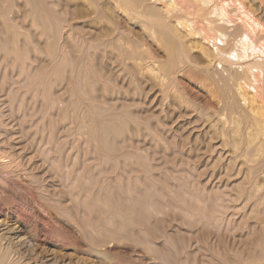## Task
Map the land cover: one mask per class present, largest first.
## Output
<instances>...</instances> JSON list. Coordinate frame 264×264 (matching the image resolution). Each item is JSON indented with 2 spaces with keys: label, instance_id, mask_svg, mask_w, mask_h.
I'll return each mask as SVG.
<instances>
[{
  "label": "rangeland",
  "instance_id": "obj_1",
  "mask_svg": "<svg viewBox=\"0 0 264 264\" xmlns=\"http://www.w3.org/2000/svg\"><path fill=\"white\" fill-rule=\"evenodd\" d=\"M18 5L15 4L13 13L8 11L0 15V27L7 18L11 20L10 22L7 20L8 23L17 21L10 24L15 25V30H10L16 33L17 39L20 38L15 40L16 44H10L11 48L16 45L14 48L19 49L20 54L16 51L17 59L12 56V60H15H11L12 63L8 60L7 63L3 56L4 49L6 48V51L9 49V45L4 43V41L8 42L6 35L9 32H5V35L4 27L0 28V34L4 33L0 35V44L3 47V49L0 48V61H2L0 62V113L3 114H0L2 117L0 122H4V131H8L6 132L8 134L4 132L5 136L7 135V142L13 146L12 150L8 147L3 150L10 151L9 153H12L16 160L12 170H4L0 166V174L4 173L3 176L11 179L14 187H19L27 197L28 204L17 197L16 192L12 193V190L6 189L7 191L3 193L5 200L0 201V220L5 217H10L12 222L19 220L26 229L31 227L33 230L36 229V232H41L39 239L41 243L68 246L69 252L74 255L73 258L75 254L72 251L75 247L77 248L78 238L76 237H79L75 230H82L86 242H84V248L87 250L98 246L97 249L99 248L100 251L111 252L113 256L117 254L115 264L120 263L117 260L122 257L121 251L129 243V247L133 245L134 247H131L135 249L136 246V250L142 251L144 247H141L142 243L138 237L139 231L142 230L148 238H151L148 240L152 241L151 244L156 248V252L162 251L160 254L157 253L160 256H158L160 260H157L164 264H242L247 254H254L257 248H255L256 242L264 226L259 222L264 217V213L255 204L261 190L254 188L255 174L251 179L252 182L247 181L252 187L246 182L241 162L244 159L243 150L246 144L245 125L243 121L241 122L244 126L241 122L239 125L240 115L233 116L232 112L231 115L229 110L219 106L225 100L218 92V82L215 83L214 79L211 81V76L202 72V69L193 68V71L191 68H188L189 70L185 68L184 72L179 73V77L177 75L178 86L176 87L179 88H177L179 95L186 98V101L188 99L187 102L190 105L188 104L187 107L190 106V108L178 109L175 105L169 104L172 103L170 97L167 98L169 102L167 100L164 102L159 98L160 96L154 98L156 96L149 90L150 84L139 80L137 83L132 81L129 67L117 63L115 56L107 54V57L95 58L92 62V68L98 67L99 80L92 78L98 81L94 82L90 79L93 82L90 87L91 81L88 82V79L82 78L84 82L86 81L83 83L80 79L83 70L81 62L80 64L70 58L67 62L54 63L48 58L50 51L43 48L45 44L35 40L37 37L34 36L31 24L29 21L23 22L24 15L19 14ZM2 16L6 20H3ZM136 30L138 31V28ZM27 36L30 39H27ZM25 40L29 45L37 42V50L32 45L31 48L24 49L25 46H29L27 42L25 45L22 44ZM31 40L35 42L31 43ZM17 45H20L18 49ZM40 48L41 50H38ZM20 49L23 54H26L23 60L27 62L34 60L33 65L30 62L27 65L21 63L23 55ZM26 50L28 54L32 53L28 55L31 60H27ZM152 50L154 53L156 51L158 57H162L163 53L158 48ZM62 53L64 54V51ZM82 54L83 52L80 55ZM194 57L195 59L198 57L199 63L203 62L198 53L196 55L194 53ZM108 58L113 59V62L111 63ZM78 71L80 72L77 73ZM38 72H40L39 75H36ZM34 73L38 82L36 81L37 85L31 90L28 77L34 76ZM41 77L43 80L39 79ZM71 78L75 82L72 83ZM12 101L14 104H11ZM219 101L222 102L218 103ZM86 105L88 108L85 107ZM97 105H101L100 108L104 107L103 113L99 112L102 109L95 110ZM121 106H125L128 113H131L127 116L132 118L131 116L134 115L133 117L139 120L129 119L126 115L116 116L114 113V121L118 119L120 123L121 120L122 126L117 125V120L113 125L118 126L119 129L122 128L123 131L122 134H120L121 131L117 134V131L115 132L117 127L115 130L112 129L111 123L110 130H114L111 132L117 134V138L115 133L114 137L109 136L113 137L110 147L111 151L114 148L115 154L108 150L112 156L114 155L112 157L106 149L103 147L100 149V142L97 139L102 130L97 123H94V120L97 122V116L99 118L103 116L104 120L109 119L110 109H119ZM89 109L91 112L94 111L91 113ZM219 109L221 110L218 111ZM93 115L94 118H92ZM207 118H211L212 121ZM124 120H126L125 123ZM134 121L137 122L136 125ZM204 123H207L206 126ZM140 125L144 129H140ZM95 126L97 129L100 128V132L95 130ZM152 134H156V137ZM138 157L139 159H136ZM115 165L119 167L116 168ZM115 211L118 212L115 214ZM114 214L119 215L120 218L115 217ZM51 228L60 230L62 235L68 232L70 236L66 234L64 240H68L67 237L71 239L59 243L60 240L57 237L59 241L54 238L55 235H52V238L46 237L47 230ZM112 235L116 237L113 239ZM62 242L68 244L66 243L65 246Z\"/></svg>",
  "mask_w": 264,
  "mask_h": 264
},
{
  "label": "bare ground",
  "instance_id": "obj_2",
  "mask_svg": "<svg viewBox=\"0 0 264 264\" xmlns=\"http://www.w3.org/2000/svg\"><path fill=\"white\" fill-rule=\"evenodd\" d=\"M262 1L263 0H0V15H2L3 13H6L8 11L11 13L14 10L15 4L16 3L19 4L18 5V7H19L18 12H19V14L21 13L22 15H24V16L21 15L24 18V21H23V19H21V20L23 22H27V21L30 22L32 30L35 33L34 36L36 35L35 37H37L36 39L35 38L34 39L39 40L38 43L40 42L43 45L45 44L43 48H46L47 50L50 51V54H48L49 55L48 58H50V60L54 63L57 61L67 62L70 58L74 59V61L76 60V62H79V63L81 62L82 63L81 69H83L81 71L82 76H81V78H80V76L78 77L81 80H82V78L83 79L86 78V80L88 79V82H89V81H91L90 79H92V78L98 79L99 78V75H98L99 70H97L98 67L95 66L92 68L91 67L92 62L95 61L94 60L95 58L98 59V58H102V57H107V54H111L112 57L115 56L117 63L119 62V63H122L123 65L125 64L124 66L127 65L129 67L130 73L132 76L130 78H132V81L134 80V81H136L135 83H137V81L139 80L141 82L142 81L145 82V84L146 83L150 84L151 89H149V88L148 89L151 90L150 91L151 94L154 93L153 95L156 96V97L153 96L154 98H157V96H160L159 98H161L165 102L167 100V98L170 97L172 100V103L170 102L169 104L172 106L175 105V107H178V109H180V108L182 109L183 107H187L189 102H187L188 99L186 101L185 100L186 98L184 99V97H182V95H179L180 92L178 93L179 88L176 87V86H178L177 85L178 84L177 83V81H178L177 75L179 77V73L184 72L183 70L185 68H187V69L191 68V70H193V68H197L200 70L202 69L201 70L202 72H204V73L206 72L207 75L209 74L211 76V79H210L211 81L214 79L215 83L218 82L217 83L218 92L221 94V96L225 100L224 101L222 99L224 101V103L219 105V106H222V108L225 110H229L230 113L232 112L233 116L240 115L239 116L240 120L238 121V123L241 121L244 122L246 144L244 145L245 150H243L244 151V156H243L244 159L241 162L243 165L242 167L244 168L243 170H244L245 178L247 180L245 178L244 179L246 180V182L247 181L252 182L251 179H253V176L255 174L256 177H254V178H256V181H254L255 179L253 181L256 182V185L254 183V186H255L254 188L257 187L258 191L261 190L260 196L258 197V200L256 201L255 204L258 206V208L261 209V212L263 211V213H264V4H263L264 2H262ZM16 13H17V11H16ZM4 15H6V14H4ZM14 16H16V15H14ZM2 18H3V20H6L5 17L2 16ZM7 20H8V18H7ZM7 20H6V22L3 21L4 24L2 22L3 26H1V27H4V29L6 30V31H3V29L1 30L4 33L5 32L10 33V32H12L11 30H15V28H16L15 25H13V26L10 25V24H13V22H15V20L12 23H8ZM19 23H21V21H19ZM137 28H138V31L136 30ZM3 32H2V34H4ZM9 33H7V34L9 35ZM2 34H0V35H2ZM5 35H6V33H5ZM8 35H6V39L8 40V42L4 41V43L9 45V49H7V51H6V48L4 49V51H5L4 56L5 57L3 56V58H5L4 59L5 62L7 61V63H8V60L9 61L12 60V58H13L12 56H14L15 59H17L16 51H18L19 50L18 47H20V45H17L18 50H16L14 48L16 45L12 46V48H11L10 44L13 45V43L16 42L15 40H20V38L17 39L16 33H13V32L11 33V35H9L10 37ZM7 36H8V38H7ZM18 37H19V35H18ZM27 39H30V38H28V36H27ZM35 40H31L32 41L31 43L35 42ZM28 41H30V40H28ZM26 42L27 41L25 40L24 43H22V44L25 45ZM16 43H14V44H16ZM36 43L37 42L33 43V45L31 44L35 50H37L36 48L38 47L36 45ZM27 44L29 45L28 42H27ZM31 45L25 46V48L24 47L23 48L24 49H26V47L31 48L32 47ZM0 46H1V44H0ZM153 47L155 49L158 48L161 51V53H163L162 57H160V56L158 57L156 55V51H155V53L153 52V50H152V49H154ZM0 48L3 49L2 46ZM22 49H20L21 52H22ZM38 50H41V48ZM61 50L64 51V54L63 53L61 54V52H63ZM159 50H158V52H160ZM18 52H19L18 54H20V51H18ZM81 52H83L82 55H80ZM5 53H6V55H5ZM26 53H27V50H26ZM35 53H36V51H35ZM194 53H195V55H196V53H198L201 57V60H203V62L199 63L198 57L196 58L197 59L196 60L195 59L196 56L194 57ZM29 54L32 55V53H29ZM29 54L27 53V58H28L27 60H31L28 57ZM22 55H23L22 56V60H23V57L26 54H23V52H22ZM39 55H40V53H39ZM19 57H20V55H19ZM24 58H26V57H24ZM14 60H12V61H14ZM24 60H23V62L20 60L21 63H24L27 65V63L30 62V61L27 62L26 60L25 61ZM101 60H104V59H101ZM112 60H110V62ZM12 61L9 63H12ZM46 61L48 62V60H46ZM116 61L114 62V64L116 63ZM0 62H2V61H0ZM32 62L34 63V60L31 61L30 64H32ZM98 62H99V60H98ZM13 64H14V62H13ZM114 64H112V65H114ZM29 65H28V67H29ZM76 65L79 68L78 63ZM14 66H15V64H14ZM74 66H75V64H74ZM119 67H121V66H119ZM22 68H24V67L22 66ZM43 70H44V68H43ZM72 70H74V69H72ZM20 71L23 72V70H20ZM74 72L76 75V71H74ZM79 72L80 71H78L77 73H79ZM123 72H125V71H123ZM39 73L40 72H38V74L36 73V75H39ZM99 74H101V73H99ZM36 75L34 73V76L36 78L33 75L28 77V78H30L29 86L31 87V90L34 88L35 85H37V84H35L37 81ZM42 75H44V74L42 73ZM74 76H72V77L74 78ZM125 76H126V74H125ZM127 76H129L128 73H127ZM73 78H71L70 80L72 81ZM39 79H42V77ZM94 79H92V81ZM103 79H104V77H103ZM92 81H91V83H89V85L93 84ZM95 81H97V80H94V82ZM73 82H75V80H73L72 83ZM76 82L78 83L77 80H76ZM85 82L83 81V83H85ZM104 82L105 81H103V83ZM97 84H99V83H97ZM105 85L107 86V84H105ZM83 86H86V88H88L86 84L85 85L83 84ZM90 87H91V85H90ZM102 87H104L103 84H102ZM147 87H148V85H147ZM81 88H84V87H81ZM148 89H147V91H148ZM29 90H30V88H29ZM139 90L140 89H138V91ZM183 91H184V89H183ZM139 93L141 94V92H139ZM148 93H149V91H148ZM138 96H140V95H138ZM154 98L152 99V102H153ZM215 98H216V96H215ZM219 98H220V96H219ZM221 102L222 101H219L218 103H221ZM12 103H13V101L11 102V104ZM166 103H164V104H166ZM89 104L91 105V103H89ZM89 104H88V106H89ZM93 106H94V104H93ZM93 106L92 107L90 106V107L94 108ZM100 106L97 105V109H95V108L94 109L98 111V109L104 108L103 106L100 108ZM85 107H87V105ZM170 107H169V109H170ZM175 107H174V109H175ZM124 108H126V107L123 106L122 109H120L121 111L119 109L113 110V108H112V109H110V111L112 110L111 112L108 109V111H109L108 113L110 114V117L108 116L109 119L107 118L108 120L107 119L104 120L102 114H101L102 117H100V118H99V116H97V122H95V120L93 119L94 123H97V125L99 127H101V129L100 128L99 129L102 130V132H101L102 134L100 133V137L98 138V136H99L98 135L97 136L98 139L97 138L96 139L100 142V145H99L100 149L103 147L104 149H106V152L108 150L111 153L114 152L113 146H112L113 151H111V147H110L111 145L110 144L112 143L113 137L116 134L115 132L117 131V134H118V132L121 131L120 134H122V131H123L122 128L119 129L118 126L113 125L116 120H117V122H116L117 125L118 124L121 125V120H120V123H119L118 119H116L114 121V119H115L113 117L114 113L116 116L117 115H119V116L126 115L127 116L128 114L131 115V113H128V111H127L128 109L127 108L124 109ZM157 108H158V106H157ZM187 108H190V106ZM200 108H201V105H200ZM221 109H219L218 111H220ZM223 109H222V111H223ZM117 110H119V112ZM124 110L127 112V114ZM200 110H202V109H200ZM97 111H95V112H97ZM105 111L107 112V110H105ZM207 111H209V110H207ZM89 112H91L90 109H89ZM99 112L103 113L104 110L102 109ZM122 113H124V114H122ZM200 113H201V111H200ZM232 113H231V115H232ZM94 114H98V113H94ZM180 114H182V113H180ZM1 115H3V114H1ZM219 115H220V112H219ZM224 115H225V113H224ZM133 116L134 115H132L131 117L135 120L136 118H134ZM209 116H210V114H209ZM212 116L214 117V115H212ZM128 117L129 116H127V118ZM0 118H2V117H0ZM92 118H94V115ZM132 118L129 117V119H132ZM124 119H126V118H124ZM177 119H178V117H177ZM210 119L207 118V120H210ZM0 120H2V119H0ZM93 120H92V122H93ZM126 120H124L123 122L125 123ZM138 120H139V118L136 119V121H138ZM229 120H230V118H229ZM232 120H233V118H232ZM210 121H212V120H210ZM226 121H228V119ZM111 123L113 125L112 127L110 126ZM127 123H128V121H127ZM134 123H135V121H134ZM136 123H135V125H136ZM146 123L147 122H145V124ZM223 123H224V121H223ZM206 124L207 123H204L205 126H206ZM3 125H4V122L1 121L0 122V166L4 170H12L11 168L14 167V165H16L15 164L16 160L14 158V155L12 156V153H9L10 151H4L3 150V148H5V147H8L10 150L13 149L12 144L7 142L8 139H7V135L5 136V133L8 131L7 130L4 131L5 126L3 127ZM209 125H210V122H209ZM230 125H231V123H230ZM239 125H240V123H239ZM241 125H243L242 122H241ZM143 126H144V123H143ZM143 126H141L142 128L140 127V129H144ZM148 126H150V125L148 124ZM214 126H212V127H214ZM110 127L112 129L114 128V130L117 127V129L114 132L115 134L113 132H111L114 130H110L111 129ZM240 127H242V126H240ZM138 128H136V129H138ZM99 129H97V126H95V130H99ZM100 130H99V132H100ZM125 130H127V129H125ZM99 132H98V134H99ZM137 132H138V130H137ZM239 132H240V130H239ZM234 133H236V132H234ZM6 134H8V133H6ZM95 134H97V132H95ZM117 134L115 136L116 138H117ZM112 135H113L112 138L109 137ZM155 135H153V136L156 137ZM120 136H119V138H121ZM222 137H223V135H222ZM9 140H10V138H9ZM239 141H241V140H239ZM5 142H7V143H5ZM226 145H227V143H226ZM116 150L117 149H115V151ZM109 151H108V153L110 155L109 154L108 155L112 156ZM102 152H104V151L102 150ZM235 153H237V152H235ZM105 154H107V153H105ZM114 154H115V152H114ZM117 155H119L118 151H117ZM131 155H133V154L131 153ZM137 155H135V156H137ZM233 155H234V153H233ZM120 156H121V153H120ZM135 156H133V157H135ZM103 158H105V157H103ZM121 159H123V158H121ZM136 159H139V157ZM140 159H142V158H140ZM132 160H130V161L132 162ZM118 164H120V163H118ZM142 164H143V162H142ZM116 165H115V167H116ZM140 165H141V163H140ZM118 167L119 166H117L116 168H118ZM116 168H113V169H115V171H116L117 170ZM4 170H3V172H4ZM3 174H2V172L0 174V189L2 188V190H0V201L4 202L5 199L3 198V196H4L3 193H5L7 191L6 189H8V190H12V193L16 192L17 197H19L20 199L24 200L27 203L28 199L24 195V193L19 189V187H16V186L14 187L11 179H9L8 177L7 178L4 177ZM250 182H247L248 186H250L249 185ZM28 184H30V183H28ZM31 185H32V183H31ZM250 187H252V186H250ZM249 189L252 190L251 188H249ZM250 198L251 197L249 196V199ZM250 201H252V200L250 199ZM50 208H52V206ZM112 211H114V210H112ZM117 212L115 211V214ZM115 214H114V216H115ZM121 216H122V213H121ZM115 217L120 218L119 215L115 216ZM9 218L5 217L3 220H0V264H115V259L117 257L116 256L117 254H115L113 256L112 255L113 253H111V252L109 253L105 250L100 251L99 248L97 249L98 246H95V247L93 246L94 248L90 247L87 250L84 248L83 245H84L85 241H84L83 235H85V234H83L84 231L82 232V230H79V229L75 230L77 232L76 234L79 237H76V238H78L77 239V248L75 247V249H73V251H72L73 254H75V257L73 258L74 255H72V253L69 252V250H70V249H68L69 247L65 245L67 242L65 244H63L64 241H68L71 239V237L70 238L67 237L66 239H68V240H64L66 237V234L68 232H66V234L64 232V235H62L60 230L56 231V229H53V228H51V230H49L50 229L49 228L47 230V234L45 235L48 238L51 237L52 235L53 236L55 235L54 238H56V237L59 238L60 241L57 238L56 239L59 241V243L61 241H63L62 244L65 245L66 247H63L61 245L60 246L56 245L57 244L56 242H55L56 244H51L48 242H45L43 244L39 240L41 237V235H40L41 232L38 233V232H36V229L33 230L31 227H29V229L27 228L28 229L27 230L26 227H23L24 225L21 224V222L19 220L12 222L13 220H10ZM119 218H117V219H119ZM107 220L109 221L110 219H107ZM259 222L264 225V217L262 219H260ZM94 223H95V221H94ZM84 225H85V223H84ZM26 226H28V225H26ZM108 226H109V224H108ZM78 227H80V226H78ZM88 227H90V226H88ZM73 229H74V227H73ZM84 230H85V228H84ZM114 234H116V233H114ZM138 234H139L138 237L140 238L141 243H142L141 247L142 248L144 247L143 248L144 250L142 249V251H140V250L138 251V250H136V246L134 249L133 245H130V247H129L130 243L127 245L128 247L123 243L126 247L123 246L124 248L121 251L122 257H121L120 253H119L120 255L118 254V258L121 257L122 260L119 258L120 260H117V261H120V263H116V264H121V263H123V264H164V263H160L158 261V260H160L158 258L159 255H157V253H159V251L156 252L157 251V250H155L156 248L154 247L153 244H151L152 241L148 240L150 237L148 238V235L146 236L145 231L144 230L139 231ZM67 235H69V234H67ZM89 236H91V235H89ZM112 237H113V235H112ZM114 237H116V235H114ZM114 237H113V239H114ZM62 238H63V240H62ZM133 238H134V236H133ZM89 239H91V238H89ZM121 239H123V238H121ZM255 239H256V237H255ZM136 240H139V239H136ZM94 242H98V241H94ZM122 242H124V241H122ZM108 243H110V241ZM256 243L257 244H256L255 248L256 247L257 248L255 249L256 251H254L255 253L254 254L253 253L247 254V257H245V260H243L244 262L242 264H264V226L262 227V231L260 232V236H259L258 241ZM138 244H139V242H138ZM134 245H135V243H134ZM143 245H145V246H143ZM152 245H153V247H152ZM81 246H83L84 249ZM131 246H133V247H131Z\"/></svg>",
  "mask_w": 264,
  "mask_h": 264
}]
</instances>
